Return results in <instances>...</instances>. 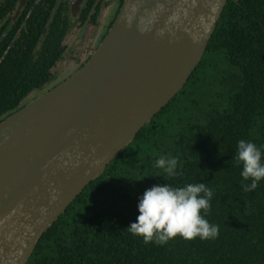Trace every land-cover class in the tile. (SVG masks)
Listing matches in <instances>:
<instances>
[{
  "label": "trees",
  "instance_id": "trees-1",
  "mask_svg": "<svg viewBox=\"0 0 264 264\" xmlns=\"http://www.w3.org/2000/svg\"><path fill=\"white\" fill-rule=\"evenodd\" d=\"M57 1L32 0L10 32L0 27V122L53 77L74 26L68 3L54 10ZM14 7L0 5V24ZM102 7L85 0L79 21L96 22ZM241 139L264 146V0L227 1L184 88L45 231L26 264H264V180L252 192L241 187ZM161 156L178 159L176 176L154 166ZM201 182L214 193L205 218L218 225L216 238L145 244L126 229L146 189Z\"/></svg>",
  "mask_w": 264,
  "mask_h": 264
},
{
  "label": "water",
  "instance_id": "water-1",
  "mask_svg": "<svg viewBox=\"0 0 264 264\" xmlns=\"http://www.w3.org/2000/svg\"><path fill=\"white\" fill-rule=\"evenodd\" d=\"M84 1H71L73 17ZM227 1L124 0L80 68L0 122V264H26L45 231L184 88Z\"/></svg>",
  "mask_w": 264,
  "mask_h": 264
},
{
  "label": "clouds",
  "instance_id": "clouds-1",
  "mask_svg": "<svg viewBox=\"0 0 264 264\" xmlns=\"http://www.w3.org/2000/svg\"><path fill=\"white\" fill-rule=\"evenodd\" d=\"M234 159L242 166L241 187L246 192L255 191L264 180V146L241 139ZM178 165L177 158L161 156L154 166L168 176H176ZM247 181L250 183H244ZM213 195V190L202 182L183 187L155 184L139 197V215L126 229L133 236L141 237L145 244L164 245L177 236L185 240L214 239L219 235V227L205 218Z\"/></svg>",
  "mask_w": 264,
  "mask_h": 264
},
{
  "label": "rangeland",
  "instance_id": "rangeland-1",
  "mask_svg": "<svg viewBox=\"0 0 264 264\" xmlns=\"http://www.w3.org/2000/svg\"><path fill=\"white\" fill-rule=\"evenodd\" d=\"M116 7L117 4L116 2H114V0H106V5L102 10V14H100L99 16V22L97 25L89 24L84 27L76 25L73 28V30L68 35L69 41L67 42L69 44V47L67 49L69 51L71 50L72 52L71 54H66L63 60H61L52 69L53 72L55 73L54 79L62 77L65 72L68 73L75 66H77L78 63H75L76 59L81 61L82 59H85L84 57L91 55L94 52L95 46H93L90 42L91 40H95L97 37H99L101 31H103V29L107 27V24L112 18L116 10ZM60 69L63 71V74L60 73ZM45 88L48 89L49 85L45 86ZM42 92L44 93V90L42 89L33 91L27 98H25L24 103L29 102L32 99L36 98L37 96L42 94Z\"/></svg>",
  "mask_w": 264,
  "mask_h": 264
},
{
  "label": "flooded vegetation",
  "instance_id": "flooded-vegetation-1",
  "mask_svg": "<svg viewBox=\"0 0 264 264\" xmlns=\"http://www.w3.org/2000/svg\"><path fill=\"white\" fill-rule=\"evenodd\" d=\"M5 1L6 0H0V5H3L4 3H5ZM22 1H24V4H23V6L21 7V9L19 10V13L17 14V10H18V7H19V5L21 4V2ZM61 1H63V2H66V3H68V6H69V15L71 16V18H72V20H73V28L76 26V25H78V26H81V27H84V26H86V25H89V24H92V25H97L98 24V22H99V17H98V19L96 20V22H94V23H91V22H87V23H85V24H82L80 21H79V19H78V17H79V15H80V13H81V11H80V13L76 16V17H73V15H72V13H71V1L72 0H58L57 1V4H56V6H55V8H54V10H56L57 8H58V6H59V4H60V2ZM8 2H10V3H14V9H11V10H7V12H6V17L4 18V20H3V23H1L0 24V27H2L3 25H6V30H5V33L3 34V35H6L7 34V31L8 32H10L11 30H12V28L13 27H15L16 25H17V22H18V20L20 19V17H21V15H22V13L24 12V10L27 8V6L28 5H30V2H32V0H8ZM114 2H116V4H117V0H114ZM84 3H85V1H84ZM84 5V4H83ZM83 5H82V7H83ZM106 5V0H103V7H102V10H103V8H104V6ZM82 7H81V10H82ZM102 10H101V12H100V14H102ZM100 14H99V16H100ZM111 20V19H110ZM110 22V21H109ZM108 25H109V23L107 24V27L105 28V29H103V31H101V34L99 35V37H97L95 40H91V44L93 45V46H95L94 47V50L97 48V46L99 45V43L101 42V40L104 38V36L106 35V33H107V31H108V29H109V27H108ZM73 28L64 36V38H63V40H62V45L64 46V51H63V53H62V55H61V59L57 62V64L61 61V60H63V58H64V56H66V54H71V50L69 51L67 48L69 47V44L67 43L68 41H69V37H68V35L70 34V32L73 30ZM20 31H21V27L17 30V33H16V35H15V37H17V35H19L20 34ZM46 33H47V28L45 27V29L43 30V32H42V36L40 37V39H39V44H41L42 42H43V40H44V38H45V36H46ZM90 46V45H89ZM75 56H77V55H75ZM90 57V55H88V56H86V57H84L85 59H82L81 61H79L78 59H76V62L75 63H78L77 64V66H75L71 71H69L68 73H64L63 74V71L60 69V73L61 74H63V76L62 77H60V78H55L54 79V77H55V73L53 72V77H52V79L47 83V84H45V86H47V85H49V88L48 89H46L45 88V86L43 87V88H41L42 90H44V92H46L47 90H49V89H51V88H53L54 86H56L57 84H59L60 82H62L63 80H65L67 77H69L70 75H72L78 68H80L86 61H87V59ZM75 61V60H74ZM56 64V65H57ZM55 65V66H56ZM54 66V67H55ZM66 67V66H65ZM69 69V68H68ZM53 80H54V82H53ZM55 80H56V82H55ZM53 82V83H52ZM43 93V92H42ZM29 96V95H28ZM27 96V97H28ZM27 103V102H26Z\"/></svg>",
  "mask_w": 264,
  "mask_h": 264
}]
</instances>
